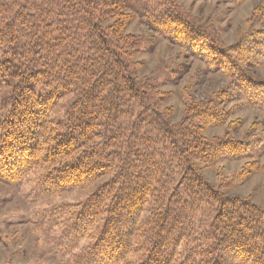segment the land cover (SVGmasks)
<instances>
[{
    "label": "trees",
    "instance_id": "trees-1",
    "mask_svg": "<svg viewBox=\"0 0 264 264\" xmlns=\"http://www.w3.org/2000/svg\"><path fill=\"white\" fill-rule=\"evenodd\" d=\"M135 17L232 89L192 101L178 123L159 118L133 70L138 42L125 29ZM253 54H264V29L225 46L180 0H0V182L39 172L46 198L109 177L48 215L70 264H264V207L227 192L259 162L219 185L202 172L253 154L251 142L204 133L226 123L227 100L264 112Z\"/></svg>",
    "mask_w": 264,
    "mask_h": 264
},
{
    "label": "rangeland",
    "instance_id": "rangeland-1",
    "mask_svg": "<svg viewBox=\"0 0 264 264\" xmlns=\"http://www.w3.org/2000/svg\"><path fill=\"white\" fill-rule=\"evenodd\" d=\"M180 2L225 46L236 43L249 29H264V0ZM125 31L134 34V41L138 42L132 58L133 70L140 82L153 91V110L159 118L178 123L192 101H209L225 89H232L229 77L220 71H208L203 60L150 30L138 18H133ZM250 58L253 75L264 78V54ZM71 98V94L62 97L51 117L61 118ZM223 106L231 112L226 123L208 127L204 133L209 137L229 134L251 142L253 154L246 159L225 160L215 167L203 168L202 172L212 184L219 185L239 173L248 161L257 160L260 169L227 192L264 207V112L241 98L227 100ZM38 174L33 171L14 185L0 182V264H70L71 255L54 248L60 230L52 225L48 215L57 206L85 201L109 178L42 198L36 189ZM88 242L83 241L80 248Z\"/></svg>",
    "mask_w": 264,
    "mask_h": 264
}]
</instances>
